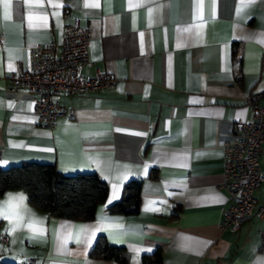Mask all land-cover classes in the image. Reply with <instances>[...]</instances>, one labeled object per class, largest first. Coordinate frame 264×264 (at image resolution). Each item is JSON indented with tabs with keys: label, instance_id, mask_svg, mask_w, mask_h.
I'll return each mask as SVG.
<instances>
[{
	"label": "crops",
	"instance_id": "obj_1",
	"mask_svg": "<svg viewBox=\"0 0 264 264\" xmlns=\"http://www.w3.org/2000/svg\"><path fill=\"white\" fill-rule=\"evenodd\" d=\"M0 0V167L54 163L66 174L97 172L109 185L89 220L32 206L23 189L0 198V263L33 257L47 264H264V221L221 228L230 205L224 144L237 120L264 106V0ZM67 23L91 32L87 76L111 88L61 94L67 114L50 128L35 94L11 72L29 66V46L60 41ZM264 170V145L260 154ZM142 179L137 214L112 213L131 179ZM264 204V182L255 193ZM103 235L127 262L94 257ZM6 240H3V238Z\"/></svg>",
	"mask_w": 264,
	"mask_h": 264
},
{
	"label": "built area",
	"instance_id": "obj_2",
	"mask_svg": "<svg viewBox=\"0 0 264 264\" xmlns=\"http://www.w3.org/2000/svg\"><path fill=\"white\" fill-rule=\"evenodd\" d=\"M91 32L89 28L67 23L60 41L29 46V66L24 71L11 72L9 80L17 89L35 94V117L47 127H54L60 115L67 114L60 95L88 94L116 83L113 74L98 70L87 76L83 68L89 63ZM5 37L0 36V44ZM256 94L245 97L253 117L237 120L234 136L224 144L223 174L220 187L229 195L230 205L221 223L223 230L236 231L251 216L264 221V204L257 202L255 193L264 182L260 154L264 145V106L256 103ZM3 240H6L4 237ZM264 250V228L261 231ZM17 264H47L33 257L20 259Z\"/></svg>",
	"mask_w": 264,
	"mask_h": 264
},
{
	"label": "trees",
	"instance_id": "obj_3",
	"mask_svg": "<svg viewBox=\"0 0 264 264\" xmlns=\"http://www.w3.org/2000/svg\"><path fill=\"white\" fill-rule=\"evenodd\" d=\"M142 179H131L124 184L120 200L112 203V213L133 215L139 212ZM23 189L29 203L58 217L89 220L98 204L103 203L109 192L108 183L95 171L66 174L54 163L36 161L0 167V198L7 190ZM94 257L128 261L123 246L110 245L100 235L91 250ZM144 261L160 264V252L145 256ZM0 264H17L1 262Z\"/></svg>",
	"mask_w": 264,
	"mask_h": 264
},
{
	"label": "snow or ice",
	"instance_id": "obj_4",
	"mask_svg": "<svg viewBox=\"0 0 264 264\" xmlns=\"http://www.w3.org/2000/svg\"><path fill=\"white\" fill-rule=\"evenodd\" d=\"M3 6L5 9V15L7 16V9L10 7L9 0H3Z\"/></svg>",
	"mask_w": 264,
	"mask_h": 264
}]
</instances>
